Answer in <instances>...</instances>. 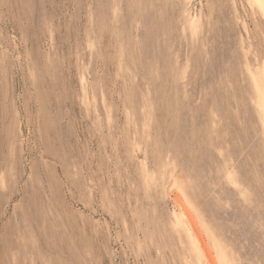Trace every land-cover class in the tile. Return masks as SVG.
<instances>
[{
    "label": "rangeland",
    "instance_id": "rangeland-1",
    "mask_svg": "<svg viewBox=\"0 0 264 264\" xmlns=\"http://www.w3.org/2000/svg\"><path fill=\"white\" fill-rule=\"evenodd\" d=\"M0 264H264V0H0Z\"/></svg>",
    "mask_w": 264,
    "mask_h": 264
}]
</instances>
